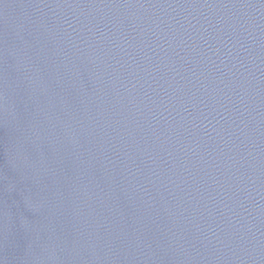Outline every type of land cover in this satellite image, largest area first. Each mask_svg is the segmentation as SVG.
Returning a JSON list of instances; mask_svg holds the SVG:
<instances>
[{"label": "water", "instance_id": "obj_1", "mask_svg": "<svg viewBox=\"0 0 264 264\" xmlns=\"http://www.w3.org/2000/svg\"><path fill=\"white\" fill-rule=\"evenodd\" d=\"M0 264H264V0H0Z\"/></svg>", "mask_w": 264, "mask_h": 264}]
</instances>
